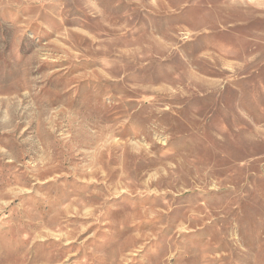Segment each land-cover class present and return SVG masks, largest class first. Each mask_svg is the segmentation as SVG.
<instances>
[{"label": "rangeland", "instance_id": "374dc122", "mask_svg": "<svg viewBox=\"0 0 264 264\" xmlns=\"http://www.w3.org/2000/svg\"><path fill=\"white\" fill-rule=\"evenodd\" d=\"M0 264H264V0H0Z\"/></svg>", "mask_w": 264, "mask_h": 264}]
</instances>
